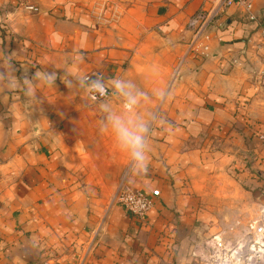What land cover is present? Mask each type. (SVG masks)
I'll use <instances>...</instances> for the list:
<instances>
[{"label":"crops","instance_id":"obj_1","mask_svg":"<svg viewBox=\"0 0 264 264\" xmlns=\"http://www.w3.org/2000/svg\"><path fill=\"white\" fill-rule=\"evenodd\" d=\"M217 1L0 0V264H185L212 181H264V0L189 53V19ZM86 76L159 108L147 170L124 179L153 198L145 221L89 179Z\"/></svg>","mask_w":264,"mask_h":264},{"label":"rangeland","instance_id":"obj_2","mask_svg":"<svg viewBox=\"0 0 264 264\" xmlns=\"http://www.w3.org/2000/svg\"><path fill=\"white\" fill-rule=\"evenodd\" d=\"M124 103L119 100L117 93L104 101L91 100L86 107L78 110L75 118L79 129L87 126L83 136L86 141L92 142V154L88 156L89 179L102 185L100 189L104 191L108 205L116 202L114 198L128 172L130 157L127 152L120 150L110 129L102 131V120L108 114L106 108L113 115H125ZM158 109L152 110L141 102L137 113L149 121L150 127ZM212 182L208 202L202 205L214 212L216 219H210V228L201 224L199 235L192 241L190 250H184L187 253L185 264H215L217 261H210L212 251L206 245L215 235L235 244L231 249H238L235 257L240 258L243 264H264V241L258 249L253 248V241L247 240L257 238L254 232L258 227L264 229V181L243 183L240 186L229 177H219ZM220 257L221 260H227L234 256L225 258L222 254Z\"/></svg>","mask_w":264,"mask_h":264},{"label":"built area","instance_id":"obj_3","mask_svg":"<svg viewBox=\"0 0 264 264\" xmlns=\"http://www.w3.org/2000/svg\"><path fill=\"white\" fill-rule=\"evenodd\" d=\"M254 0H218L208 9H201L194 14L188 22V28L192 32V39L189 43V53L195 55L206 56L210 45L212 30L219 26L221 23V17L227 9L237 6L242 7L245 10H250ZM27 9L38 12L39 9L34 6H27ZM92 79L91 76H86ZM103 83V82H102ZM106 89V94H101L96 90H89L90 96L95 101H104L115 96L116 91L112 89L106 83H103ZM259 138L264 142V124L260 131ZM155 196H159L160 192L157 190L154 192ZM123 205L132 215L136 216L139 220L145 221L148 213L154 206L153 198L142 190L128 186L123 180L116 192L114 201ZM255 236L257 238L247 239L249 242L253 241V248L259 247L263 244L264 229L258 227L255 230ZM206 245L211 249L212 253L210 256L211 263L221 261L222 254L225 258L227 256H237L238 249L232 250L231 248L235 245L232 241L227 242L226 239L221 238L220 235H215ZM253 249H251L252 251ZM224 258V259H225Z\"/></svg>","mask_w":264,"mask_h":264},{"label":"clouds","instance_id":"obj_4","mask_svg":"<svg viewBox=\"0 0 264 264\" xmlns=\"http://www.w3.org/2000/svg\"><path fill=\"white\" fill-rule=\"evenodd\" d=\"M81 82L89 90L94 89L101 94H106L105 86L99 79L93 80L89 77H83ZM114 87L125 98V115H113L106 108L105 111L108 114L102 120V131L110 129L114 133L120 150L129 154L130 170L136 173L145 172L149 163L150 127L149 121H146L137 113V108L141 101L145 99L146 93L132 81L117 79L114 81ZM220 264H243V261L238 257H233L221 260Z\"/></svg>","mask_w":264,"mask_h":264},{"label":"bare ground","instance_id":"obj_5","mask_svg":"<svg viewBox=\"0 0 264 264\" xmlns=\"http://www.w3.org/2000/svg\"><path fill=\"white\" fill-rule=\"evenodd\" d=\"M215 264H220V261H217Z\"/></svg>","mask_w":264,"mask_h":264}]
</instances>
